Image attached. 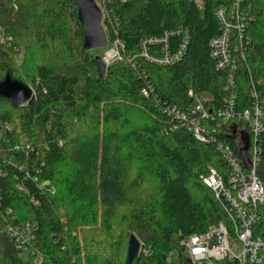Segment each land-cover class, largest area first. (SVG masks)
<instances>
[{
	"label": "trees",
	"instance_id": "obj_1",
	"mask_svg": "<svg viewBox=\"0 0 264 264\" xmlns=\"http://www.w3.org/2000/svg\"><path fill=\"white\" fill-rule=\"evenodd\" d=\"M94 1L108 44H124L103 77L74 0H0V81L10 75L34 92L18 106L0 95V264H125L132 234L147 248L133 264H190L183 238L230 225L227 201L201 175L214 167L228 184L231 167L167 109L190 107V90L211 106L236 95L241 110L264 107V0ZM221 6L246 24L232 33L235 67H217L211 53ZM172 31L173 53L187 32L183 57L148 59L163 55L150 39ZM218 127L242 161L245 136L251 156L248 127ZM256 168L264 183V149ZM260 215L254 229L264 234V206ZM28 222L35 253L8 232Z\"/></svg>",
	"mask_w": 264,
	"mask_h": 264
},
{
	"label": "built area",
	"instance_id": "obj_2",
	"mask_svg": "<svg viewBox=\"0 0 264 264\" xmlns=\"http://www.w3.org/2000/svg\"><path fill=\"white\" fill-rule=\"evenodd\" d=\"M194 1L200 7L203 4V0ZM239 2L240 0H236V5ZM216 14L221 20L222 33L211 40V53L217 59V67H235L236 59L232 56L231 50L232 33L237 30L241 35L246 24L236 8L232 13L234 20L227 15L226 7H219ZM2 30L0 25V40L5 41ZM174 33V31L166 32L164 37L150 39L151 43L161 42L164 45L163 55L160 58L145 51L144 54L148 59L167 64L180 60L187 46L188 35L185 32L184 42L173 53L170 50L168 38ZM123 45L119 39L108 45L111 48L107 51V57L102 58L106 66L122 58ZM229 83H232V76L229 78ZM189 94L193 98L190 107L180 109L174 106L167 110L186 124L187 129L199 140L213 141L220 155L230 165L228 184L214 167H210L201 175L204 183L213 189L216 196L227 201L230 225L228 228L224 223H219L208 231L183 238L181 245L184 248V255L190 264H224L222 262L224 260L235 261L237 264H264V234H257L254 229L261 217L260 207L264 206V183L258 177L256 170L264 149V107L257 101L249 108L241 110L236 107V95L226 98L223 105L211 106L207 105L210 99L207 94H199L193 90H190ZM252 94L256 96L255 91ZM213 121H216L220 127H228L226 131H230L232 127L241 131L246 127L249 128L252 133L250 139L252 151L251 156L248 157L250 166L245 160H239L233 146L216 134L218 126L215 128L208 125V122ZM241 142L245 145L243 140ZM34 226L33 223L28 222L23 226L9 227V234L22 252L35 253V250L30 247L35 241ZM233 238L236 239L234 247L230 243ZM140 250L147 252V248L142 245ZM38 258L41 260V255Z\"/></svg>",
	"mask_w": 264,
	"mask_h": 264
},
{
	"label": "water",
	"instance_id": "obj_3",
	"mask_svg": "<svg viewBox=\"0 0 264 264\" xmlns=\"http://www.w3.org/2000/svg\"><path fill=\"white\" fill-rule=\"evenodd\" d=\"M79 8V18L85 27V49L94 50L108 45L107 33L103 26L102 8L94 0H74ZM98 68L100 76L103 77L107 69L101 56L97 55ZM33 89L17 79H12L10 75L0 81V95L11 99L14 105H23L33 96ZM245 142V148H242L243 159L249 164L246 150L248 143L245 136H242ZM140 240L135 234H132L129 240L128 253L125 264H133L135 257L139 254Z\"/></svg>",
	"mask_w": 264,
	"mask_h": 264
},
{
	"label": "rangeland",
	"instance_id": "obj_4",
	"mask_svg": "<svg viewBox=\"0 0 264 264\" xmlns=\"http://www.w3.org/2000/svg\"><path fill=\"white\" fill-rule=\"evenodd\" d=\"M99 5V7L100 8H102V10H103V12H104V8L102 7V5H100V4H98ZM2 34H3V31H2ZM2 34H1V36H2ZM4 36V35H3ZM109 45V44H108ZM106 46V47H100V48H96V49H94L93 51L97 54V55H99V56H101L102 58L103 57H107V51H109V49L111 48L110 46ZM208 96H210L209 94H208ZM234 240H236L235 238H233V240H231L230 241V243H231V245L234 247L235 246V243H236V241H234ZM142 246H144V245H142ZM139 252L141 253L142 251L141 250H139ZM144 253H146V252H144ZM38 261H40V260H38Z\"/></svg>",
	"mask_w": 264,
	"mask_h": 264
}]
</instances>
